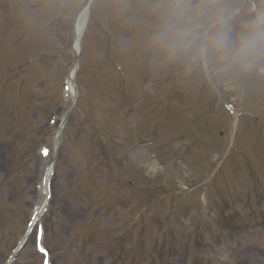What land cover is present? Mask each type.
I'll list each match as a JSON object with an SVG mask.
<instances>
[{
  "label": "rangeland",
  "instance_id": "obj_1",
  "mask_svg": "<svg viewBox=\"0 0 264 264\" xmlns=\"http://www.w3.org/2000/svg\"><path fill=\"white\" fill-rule=\"evenodd\" d=\"M76 2L77 0H62L59 11L71 17L77 6L78 2ZM93 8L101 11L97 21L99 33L95 36L94 45L103 49L108 37L114 35L112 45L120 63L124 64V61L129 60L127 62L129 69L137 71L135 55L140 49L138 31H134L132 38H129L121 34L124 30L123 25L130 22L133 26L143 25L148 33L146 45L149 49L150 37L157 23L155 16H151L144 10L142 0H94ZM240 21L241 19L236 21L234 30L243 24ZM24 25L22 17L17 13L15 32L12 37L13 45H16L20 39ZM109 27L112 31L107 29ZM29 28L26 32L32 37L38 38L41 35L36 27ZM110 32L112 33L108 34ZM58 35L59 27L56 26L50 35L44 36L49 59L38 64L33 63L35 66L30 63L22 67L28 71L26 80L32 86V91L27 93L23 90L21 95L17 93L15 84L8 86L7 95L8 97L11 95V98L8 102L3 100V107L0 109V114L7 113V117L12 118L16 126L24 131L25 137V143L17 148L19 151L17 163L14 167H10L9 161L5 162V153L11 144L12 136L11 134L5 136L3 129H0V256L2 255L0 263L6 250L18 235L28 212V200L34 176L33 151L38 142L37 137L46 134L45 121L49 113L56 112L58 108V89L63 71ZM6 43L4 37L2 45L0 43V64L5 60H8L10 64H20V54L18 52L15 54L5 47ZM34 45L33 42L27 41L20 44L18 50ZM4 47V53H1ZM155 50L158 57L150 60L153 70L147 78L156 77L155 68L162 63L161 51L157 48ZM84 51H87L86 47ZM133 51L135 55L131 56ZM34 53L35 51L24 50L23 55L30 59ZM90 57L88 61H83L84 65L88 63L83 69L86 67L93 81L105 87L100 97L95 95L94 88L90 90L91 87L87 93L80 77L77 82L78 89L82 91V87L86 94L84 99L77 101L73 114L63 129V158L59 162L53 184L55 202L52 203L53 218L48 222L47 236L54 264H115L112 263L114 258L117 264H145V261L150 259L151 254L147 253L154 243L160 252V257L163 255V261L160 264H183L185 259L187 262L188 259L195 260L193 258L201 256L198 250L203 249L202 245L205 247L210 245L212 252L209 257L204 256V259L199 260L202 262L264 264V231L230 238L226 231L219 229L214 217L223 207H225L224 214L229 215L232 212L239 220L252 217L257 212L264 215V197L261 198L262 200L245 198L252 188L250 182H245V179L244 182H234L229 178L231 165H239L241 162L240 159L237 162L234 160L231 162L234 148L245 152L247 154L245 156L249 159L248 163L252 161L253 166L260 163V159L264 157V150L253 155L247 140L237 144V147L233 145L232 149L226 152L224 164L217 174L215 169L218 164L214 160L216 155L209 154L205 161L202 160L200 178L204 180L205 186L211 182L209 187H202L207 193L206 206L215 214L206 220L202 215L197 216L193 204L196 197L192 195L196 193L197 196L198 189L203 185L193 187L194 191H190L191 193L186 191V187L193 185L196 181L197 172L190 170V163L184 164L185 166L180 164L177 168H174L172 164L166 167L157 166L152 161L151 151L136 144V138L145 134L144 130L139 131L143 123L142 118L152 109V100L155 99L157 91L151 94L132 81L129 90H122V95H117L114 99L115 96L111 90L112 80L115 81V77L106 75L103 68L102 72L97 58L92 54ZM176 61L181 91L188 99L191 108L168 109L171 113L170 120L173 119L168 126L173 132L172 135L181 134L183 127L193 120H198L202 105L201 97L198 95L201 88L196 81L199 61L192 58V53L177 57ZM139 75L141 74H136V76ZM243 75L246 77L245 81H243L245 79ZM243 75L218 76L216 80L221 85H228L225 88L227 94L234 97L240 108L250 113L251 118L245 119L244 122L250 124L249 129L255 132L252 119L264 117V96L254 89V82L251 79L254 72ZM236 79L241 80L236 81ZM259 79L263 80L261 76ZM3 83L4 79L0 78V86ZM23 84L18 82L20 86ZM128 100H132L129 105ZM154 109L158 111L157 108ZM129 111H133V117H130L131 115L127 117L126 114ZM11 130L7 129L6 132ZM14 130H16L15 126ZM215 132L214 127L208 128L205 138L209 141L214 139ZM99 137L106 139V143ZM98 146L100 149H96ZM107 155L118 167L113 166V171H108L112 164L104 159ZM213 165L215 169L212 172L209 169ZM11 170H14V176ZM9 171L11 174L8 177ZM119 172L121 176H124L123 181L128 183V187L121 186L117 199L110 202L114 175H118ZM255 177L260 178L258 184L264 194L263 166L257 167ZM106 179L109 180L108 185ZM165 191L167 192L164 193ZM132 197L134 199H131ZM260 201V205L256 206V203ZM147 204V208L141 209ZM204 212L206 213L205 208ZM97 215L100 217L99 220H95L97 224L90 221V219H96ZM135 218H137L136 225L130 226V222ZM4 225L5 228L2 229ZM144 231L146 235L142 237ZM217 238L223 243L220 247L213 243V240ZM162 242L163 246L160 244ZM143 246H145L144 254L140 256L136 250H140ZM260 247L263 248L261 257L254 251L255 248ZM182 249H187L188 253L185 254ZM175 256L176 258L173 259L172 257ZM19 264H38L31 246L22 253Z\"/></svg>",
  "mask_w": 264,
  "mask_h": 264
},
{
  "label": "clouds",
  "instance_id": "obj_2",
  "mask_svg": "<svg viewBox=\"0 0 264 264\" xmlns=\"http://www.w3.org/2000/svg\"><path fill=\"white\" fill-rule=\"evenodd\" d=\"M151 46L173 59L195 53L212 75L264 71V14L238 29L219 0H155Z\"/></svg>",
  "mask_w": 264,
  "mask_h": 264
},
{
  "label": "bare ground",
  "instance_id": "obj_3",
  "mask_svg": "<svg viewBox=\"0 0 264 264\" xmlns=\"http://www.w3.org/2000/svg\"><path fill=\"white\" fill-rule=\"evenodd\" d=\"M84 14L85 13H82L80 16H78V18H77V22H76V24H75V35H79L80 33H81V31H82V25H83V18H84ZM78 42H76V44H75V47L76 48H78Z\"/></svg>",
  "mask_w": 264,
  "mask_h": 264
},
{
  "label": "snow or ice",
  "instance_id": "obj_4",
  "mask_svg": "<svg viewBox=\"0 0 264 264\" xmlns=\"http://www.w3.org/2000/svg\"><path fill=\"white\" fill-rule=\"evenodd\" d=\"M41 251H43V249H40Z\"/></svg>",
  "mask_w": 264,
  "mask_h": 264
}]
</instances>
